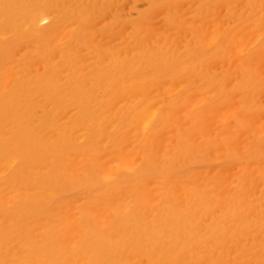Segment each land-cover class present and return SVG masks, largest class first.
Returning a JSON list of instances; mask_svg holds the SVG:
<instances>
[{
	"label": "bare ground",
	"instance_id": "6f19581e",
	"mask_svg": "<svg viewBox=\"0 0 264 264\" xmlns=\"http://www.w3.org/2000/svg\"><path fill=\"white\" fill-rule=\"evenodd\" d=\"M0 264H264V0H0Z\"/></svg>",
	"mask_w": 264,
	"mask_h": 264
}]
</instances>
